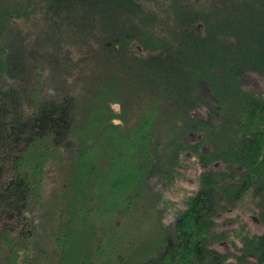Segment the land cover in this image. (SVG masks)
Returning a JSON list of instances; mask_svg holds the SVG:
<instances>
[{"label": "trees", "instance_id": "16d2710c", "mask_svg": "<svg viewBox=\"0 0 264 264\" xmlns=\"http://www.w3.org/2000/svg\"><path fill=\"white\" fill-rule=\"evenodd\" d=\"M157 9L0 0V264H264V0ZM187 151L207 169L165 198ZM247 193L263 230L215 231Z\"/></svg>", "mask_w": 264, "mask_h": 264}, {"label": "rangeland", "instance_id": "374dc122", "mask_svg": "<svg viewBox=\"0 0 264 264\" xmlns=\"http://www.w3.org/2000/svg\"><path fill=\"white\" fill-rule=\"evenodd\" d=\"M172 1V0H170ZM175 1V0H173ZM143 4L145 5L146 9L153 15L156 16L159 11L165 9L167 10V4L168 0H143ZM245 80L251 85L253 88L259 89V83L260 79L253 73H247ZM16 81V80H14ZM199 109V112L202 113V115L206 116L205 114V105L201 104L200 106H197ZM191 132H198V131H191ZM191 132L186 133L185 138L189 142H201L202 144V150L204 151L206 148V143L202 141V135H199L200 133H195L196 135H193ZM202 132V131H199ZM183 162L179 165L181 172L177 175H179L177 178L174 179L171 183L165 184V182H161V179H158L157 177H153L152 182L155 189L160 191L162 193V196L165 198H172L175 200H180L185 195L192 194L197 188H198V176L201 171H205L207 168L201 166L200 163L195 159L193 153L187 151L185 152V156L183 158ZM160 180V181H159ZM252 195L250 193H247L240 199L233 209L223 212L220 216H215V224H214V230L218 232H226L229 233L233 232L234 229L239 228V226L242 225V222H245L247 225V230L250 234L252 233H260L262 231V223L261 220L258 218V210H254L252 203ZM163 206L162 204H160ZM163 212L166 215V220L171 222L173 219L176 218V209L170 208L168 206L163 208ZM169 213V214H168ZM252 215L257 216V219L260 223H256V221L253 219ZM127 235V234H126ZM223 239V238H222ZM226 242L220 243L216 241L212 246L215 248L221 249L224 252L229 253V255L233 259L234 254H240V246L241 241L238 236H235L234 234H229L228 238H225ZM220 240V239H219ZM236 259V257H235ZM251 260L255 262L254 258L251 257ZM242 264H249L247 262H243Z\"/></svg>", "mask_w": 264, "mask_h": 264}, {"label": "flooded vegetation", "instance_id": "af4514ba", "mask_svg": "<svg viewBox=\"0 0 264 264\" xmlns=\"http://www.w3.org/2000/svg\"><path fill=\"white\" fill-rule=\"evenodd\" d=\"M209 118H211V116L210 115H207L206 114V116H204V115H199V116H197V119H209ZM193 135H196L195 133H200L199 135H202L203 136V132H191ZM203 138V137H202ZM201 166H203V167H206V165H203V164H201ZM207 168V167H206ZM254 207V206H253ZM234 208V206H228V207H226L225 208V210L224 211H221V210H219L218 212H216L215 213V215L213 216V218L215 217V216H220L223 212H227V211H229V210H231V209H233ZM256 210H258L259 211V207H254ZM258 216V215H257ZM257 216H254V215H252V217H253V219L256 221V223H260L259 222V220L257 219ZM262 223V222H261ZM262 225V230H263V224H261ZM213 228H214V225H213ZM226 233H228V231H226ZM218 242H222V243H224V242H226V239L224 238V239H220V240H217Z\"/></svg>", "mask_w": 264, "mask_h": 264}, {"label": "water", "instance_id": "95a60500", "mask_svg": "<svg viewBox=\"0 0 264 264\" xmlns=\"http://www.w3.org/2000/svg\"><path fill=\"white\" fill-rule=\"evenodd\" d=\"M5 78V77H4Z\"/></svg>", "mask_w": 264, "mask_h": 264}]
</instances>
